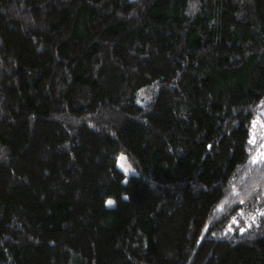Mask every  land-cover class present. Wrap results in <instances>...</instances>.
I'll list each match as a JSON object with an SVG mask.
<instances>
[{
	"label": "trees",
	"instance_id": "16d2710c",
	"mask_svg": "<svg viewBox=\"0 0 264 264\" xmlns=\"http://www.w3.org/2000/svg\"><path fill=\"white\" fill-rule=\"evenodd\" d=\"M261 127L264 0H0V264H264Z\"/></svg>",
	"mask_w": 264,
	"mask_h": 264
},
{
	"label": "rangeland",
	"instance_id": "374dc122",
	"mask_svg": "<svg viewBox=\"0 0 264 264\" xmlns=\"http://www.w3.org/2000/svg\"><path fill=\"white\" fill-rule=\"evenodd\" d=\"M261 129L264 130V127H261ZM262 136H264V133H262ZM261 149V155L262 157H264V144H262ZM116 165L124 174L125 180L128 176L136 173L135 169L132 167L131 163H129L128 159L124 154H119L117 156ZM109 201H111V203H109ZM107 202L109 205L112 204V200H108Z\"/></svg>",
	"mask_w": 264,
	"mask_h": 264
},
{
	"label": "snow or ice",
	"instance_id": "6c2138e0",
	"mask_svg": "<svg viewBox=\"0 0 264 264\" xmlns=\"http://www.w3.org/2000/svg\"><path fill=\"white\" fill-rule=\"evenodd\" d=\"M109 203H111V201H109Z\"/></svg>",
	"mask_w": 264,
	"mask_h": 264
}]
</instances>
